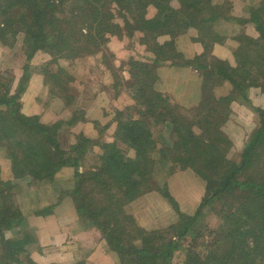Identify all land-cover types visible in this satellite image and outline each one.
<instances>
[{"label":"trees","instance_id":"1","mask_svg":"<svg viewBox=\"0 0 264 264\" xmlns=\"http://www.w3.org/2000/svg\"><path fill=\"white\" fill-rule=\"evenodd\" d=\"M90 1H72L78 8L76 13L72 11L73 26L80 25V22L84 24L89 22L88 32L92 40L90 41L100 46L103 41L97 37L96 30L102 28L101 32L104 29L114 32L113 27L117 24L103 18L104 12L100 3H104L105 0H95L96 4L92 6ZM115 2L119 4L125 2V7L127 6L130 13L127 18L131 16L134 18V0H115ZM204 2H207L205 6L201 0H180L181 10L173 9L168 3L158 2L155 3L158 12L154 17L148 19L143 11L139 17L133 19L140 24L134 27L143 33L140 41L146 44L153 55L150 62L143 64L136 62V66L131 71L132 78L134 76L132 86L139 85L135 88V92H132L135 99L134 106L145 108L139 111V117L132 114L126 116L124 112H119L121 117H119L120 121L116 130V140L113 142L99 144L101 141L98 138H91L81 133L77 142L72 143L68 149L63 148L57 139V133L64 125L71 124V121L64 122L63 119H59L46 124L39 120L38 115L24 113L22 111L23 102L18 99H21L27 87V83H24L25 78L20 85H17L19 87L18 90L16 89L17 92L0 93V150L4 149L11 159L15 177L25 176L23 174L30 171L34 172L39 181L50 180L60 170L74 167L79 181L73 191L62 192L61 196L71 193L72 197L73 194L77 202L78 213L85 219L81 221L85 222L89 219L93 227L102 232L111 248L118 251L121 261L124 260L125 264L127 262L128 264L131 262L134 264L156 262L172 264L175 251L183 246L182 239L189 237L191 233L200 237L196 230L197 225L201 229V234L207 233L203 238V244L207 245L209 250L206 256L208 261L199 251H192L185 246V249L189 251L183 264H222L225 256L223 254L219 256V254L225 252L226 256H231V262L223 264H238L244 259L247 260V264H257L259 260L264 259V163H261L264 158V152H261V150L264 151V109L256 108L259 116L258 127L250 134L240 160L227 161L226 153L232 147L233 142L220 130L221 125L227 119V98H224L222 108L214 109V112L211 111L210 114L205 113L211 116V120H208L205 115L200 120L196 117L200 116L197 115L198 113L203 114V109H201L203 105H206V112L211 110V104L216 98L213 100L209 97V101L208 99L207 101L202 100L201 107L194 108L197 113L189 121L191 127L186 129L179 125L184 114L170 110L168 98L155 87L158 68L168 60H171L170 63L176 64L177 67L190 65L197 68L208 76L209 82L214 80V83H221L223 79H227L232 84V94H235L237 90L241 94L244 93V85L248 78L252 80L259 77V79L264 78V62L257 61L253 55L256 52L260 55L262 52L251 50L250 46L252 44L264 47L261 43V40L264 41L263 10L261 12L252 10L251 12L261 35L257 39L248 38V43L243 40L240 42L234 50L235 59L238 61L236 66L231 64L230 60L212 55V50L209 48L211 46L207 41H204L206 47L202 54H195L192 58L185 59V51L179 50L174 42L167 41L161 45L151 39L150 36L155 31L171 35L172 38L185 31L198 14L204 13L203 7L212 8V0ZM24 5H26L28 19L23 25L20 17L26 14L21 13ZM65 6V0H0V43L7 46L12 39L16 40L18 35L23 33L24 51L30 56L39 50L55 54V51H51L55 46L60 50L68 46L70 50L72 46L73 49H81L82 47L73 45V39L77 40L76 43L82 41L79 40L76 30L69 34L72 28L70 22L67 23L66 20L64 25L57 23L56 27L52 24L55 21L53 12L61 19L60 14H64ZM72 9L73 7L69 11ZM51 16L52 18H49ZM218 16L213 15L207 20L210 22L218 20ZM47 20L49 25H44ZM202 22L204 23V20ZM125 23L127 26L134 24L128 20ZM111 26L113 27L110 29ZM13 35L17 37L14 38ZM62 52L66 51H60ZM28 66L25 65V67ZM26 71H29V67ZM259 79L253 80L254 84ZM153 117L156 118V123L170 121L174 127H172V134L175 142L172 145L175 146L173 149L166 147V150L168 155L173 152L171 154L173 159H179L177 162H172L171 170L194 169L205 181V195L194 215L181 214L178 223L167 228L155 229L151 232L140 228L139 231H133V233L129 231L126 237L124 236L125 224L129 220L132 222L131 226L134 227V221L130 219L125 206L145 193L147 188H150L149 183L154 181L153 154L156 140L153 138L154 133L150 126L153 124ZM162 117L163 120H161ZM195 124H203L199 127L202 128L201 133L195 131ZM209 127H212V130ZM117 140L129 143L131 148L128 151L135 150V155L130 156L127 154L128 151L124 152L117 145ZM91 141L99 144L96 148L100 150H91V154L99 155L102 165L100 164L97 170L80 171V166L87 156V143ZM101 148L107 149V152H102ZM182 150L190 156V160L183 161ZM162 154L167 156L165 149L162 150ZM196 155L197 158H194ZM199 160H202L200 166L197 163ZM9 183L10 180H3L0 177V245L2 244L3 249L0 264H30L33 263L32 260H27L29 258L27 256L25 257L27 261H25L23 253L29 246L36 244L37 238L35 232L26 230L27 225L24 222L27 216L10 198ZM154 184L156 186L154 189L161 192L162 196L180 212L178 201L171 194L168 184L165 182L162 187L156 182ZM228 193L237 194L238 197L229 204L228 209L218 210L213 201L222 200ZM45 209V211H53L54 206H47ZM40 212L44 211H38ZM5 228L12 231L13 236L6 238ZM135 233H139V236L133 239H142L141 243L126 248L127 243H133L127 239ZM209 235H215V237L210 239ZM127 255H132V257L128 259Z\"/></svg>","mask_w":264,"mask_h":264},{"label":"rangeland","instance_id":"2","mask_svg":"<svg viewBox=\"0 0 264 264\" xmlns=\"http://www.w3.org/2000/svg\"><path fill=\"white\" fill-rule=\"evenodd\" d=\"M72 1L75 0H65L66 6L63 12L64 14H60L61 19L53 12L55 21L52 24L56 27L57 23H62V25H64L66 20L67 23L70 22V27L72 28L69 34L76 30L79 34V40L82 41L76 43L77 40L73 39V45L82 47L81 49H73L72 46L70 50L68 46L60 50L59 47L55 46L51 50L55 51V54L39 50L35 52L34 55L30 56L24 51L23 33H20L18 37L16 35L17 38L13 35L16 40L12 39L11 43L7 46L0 43V93L6 91L11 93L16 91V89L18 90L19 87L17 85H20V82L25 78L24 83H27V87L24 89L21 99H18L23 102L22 111L37 109L40 113L42 112V114L38 115L39 120L46 124H51L59 120L56 116L59 114L58 111L61 106L62 108L64 107V111L60 116H65L68 111H74L75 114L72 118L66 120L60 118L64 122L71 121V124L64 125L60 132L57 133V139L60 145L62 147L64 146L63 148L66 149H68V143L75 140V142L78 141V137L82 135L79 133L81 130L90 132L92 127L93 132H91L96 134L94 138H98V140L101 141L99 144L113 142L116 140V130L120 121L119 117H121L120 111L124 112L126 116L128 114H132L135 117L140 116L139 111L145 107L134 106L135 99L133 98L134 93L132 92H135V88L139 87V85L136 84V87L132 86L134 76L132 78L131 71L132 68L136 66V62L142 64L150 62L153 55L146 44L140 41L143 33L140 29L134 27L140 24L133 21V19L137 16L139 17L143 11L148 19L154 17L158 12V7L155 3L158 2L168 3L175 10H181L182 7L180 0H134V18L133 16L127 18V15L130 13L127 6L125 7V2L119 4L115 2V0H105L104 3H100V7H103L101 8L104 12L103 18L108 21L116 22L117 26L110 27V29L112 27L114 28V32H108L107 29L101 32L102 28L96 30L97 37H99L100 41H103L100 46H96L91 43V35L88 32L90 30L88 27L89 22L85 24L80 22V25L73 26L72 11L76 13L78 8L76 7V3H72ZM94 1L95 0L90 1L91 6L96 4ZM201 1L205 6L207 2H204L205 0ZM211 6L212 8H210V6L203 7L204 13L202 15L198 14L195 19L196 21L194 20L185 31L178 33L176 37L172 38L171 35L155 31L151 34V39L161 45L167 41L174 42L179 50L185 51V59L192 58L191 51L195 44H200L201 46L199 45V47L203 50L206 47L204 46V41H207L209 46H211L209 48L212 50V55L220 59H230L233 65L236 66L238 61L235 59L234 50L238 47L240 42L243 40L245 43H248V38L257 39L261 35L260 31L256 28V23L253 20L251 12L252 10H258L260 12L263 10L262 18L264 19V0H212ZM72 7L73 9L69 11ZM23 12L26 14L20 17V21L24 25L28 19L26 5L22 7L21 13ZM216 14L217 16L219 14L218 20L211 22L207 20ZM49 18H52V16ZM79 20L81 21V19ZM127 20L130 23H134L133 26L128 24V27L127 23H125ZM202 20H204V23ZM44 25H49L48 20ZM261 43L264 44V41L261 40ZM250 46L251 50H259L262 52L260 55L257 54L258 52L253 55L257 61L264 62V47L262 48L252 44ZM63 50L66 52L60 53V51ZM170 61L171 60L165 61L159 66L157 71L158 79L155 83V87L157 91L162 92L164 96L168 98L170 110H176L184 114V117L182 116V119L179 121V125L186 129L191 127L189 126V121L192 120L193 116L197 113L194 108L199 107L202 100L208 99L209 101V97L211 99L213 98V100L216 98V100H214L215 102L211 104L212 109L208 110V112L205 111L206 105L202 106L201 109H203V114L198 113L197 115L200 116L196 117L199 118V120L204 117L205 113L210 114L211 111L214 112V109L219 110L222 108L224 106L222 102L224 98H227V119L221 125L220 130L229 136L233 142L232 147L226 153V160L239 161L245 147L244 142L246 140L244 141L243 139L246 134H248V130L242 128L243 126L246 127V124L242 123L243 118H238L234 114L230 115V105L236 100V102L241 105H248L251 107L254 113L256 112V108L264 109V78H256L259 79L258 82L256 81V84L253 82V80H256L255 78L253 80L248 78L246 81L247 83L244 85V93L242 94L239 90H237L235 94H232V90H230V94L216 97V95H222L225 91L227 93V88L230 85L232 86L227 79H223L224 81L221 83H214V80L209 82L208 76L205 73H201L197 68L186 65L185 67L188 68L182 70L180 67H177L176 64H171ZM26 64L27 66L29 65V71H26L28 68L25 67ZM32 82L34 83V88L31 87V91H29V86ZM250 82L253 83L250 84ZM204 96L205 98H203ZM209 114L205 116L208 120H211ZM88 116L90 118H88ZM255 117L257 121L254 127L257 128L259 116L256 115ZM161 120H163V117ZM231 120L237 122L239 126ZM152 121L153 124L150 126L154 133L153 138L156 140L153 154L155 160L154 181L149 183L150 188H147L145 193L125 206V210L129 214L130 219L134 221V227L131 226L132 222L129 220L126 222V233L124 234L126 237L129 235V231L133 233V231H139L140 228L148 232L155 229L167 228L172 224L178 223L181 214L194 215L205 195L204 189L198 190L192 183L193 181L189 182L186 179L189 176L188 173L182 174V172L186 170L196 173L194 169L188 168L185 170L177 168L175 169L176 171H172L170 168L172 162H177L179 159H173V155H171L173 152H170L168 155L166 150L167 148L173 149L175 146L174 144L172 145V143L175 142V137L172 134L173 125L171 122L167 121L164 123L162 121L161 123H156L155 117L152 118ZM228 121H230L231 126L227 125ZM201 126H203V124H195V131L201 133L202 128H199ZM209 128L211 129L212 127ZM237 130H241V132H237ZM207 137L208 135L206 138ZM29 139L32 138L29 137ZM206 141L210 140L206 139ZM94 142L95 141H91V143H87V156L85 157V162H82L83 164L80 166V171L84 169L85 171L88 169L97 170L99 165H102L99 155L91 154V150H100L96 148L99 144H94ZM117 145L123 149L124 152L131 148L129 143H125L122 140H117ZM163 149H165L167 156H163ZM102 152H107V149H102ZM261 152L264 151L261 150ZM127 154L134 156L135 150L130 149ZM182 155L183 161L190 160V156L185 153L184 150H182ZM194 158H197V155L196 157L194 156ZM5 159L9 160L11 163V159L5 153L4 149L0 150V163ZM201 161L202 160H199V162H197L199 166L201 165ZM261 163H264V158L261 160ZM260 166H262V164H260ZM11 169V178L7 179V181L10 180V198L15 201L16 206L27 216L24 222L27 225V231L34 232L35 230V232L38 233L40 229L36 228V225L33 224L34 219L46 216L50 213H54L58 216L61 227H66L74 220L81 221V219H84L81 217L80 213H78L77 202L73 194L72 197L71 193L61 196L62 192L64 193L67 191L69 193L73 191L76 183L79 181V177L75 174L74 167L60 170L54 178L44 181H39V178L35 177L34 172L32 173L30 171H26V173L23 174L25 176L15 177L12 165ZM2 176L4 175L0 170L1 179L6 180L2 178ZM201 179L203 178L201 177ZM154 182L161 187L165 182L168 184L171 194L178 201L180 212L162 196L161 192L154 189L156 187ZM231 193H228V195L224 194L225 196L222 200H214V206H216L218 210L223 209L224 211L228 209L229 204L234 202V199L238 197L237 194L231 195ZM195 204L197 205L196 208L194 207ZM189 205L194 207V211L188 212L183 209V207L186 209L189 208ZM47 206H54L53 211H45V207ZM40 210L44 212L38 213ZM83 224L87 230L93 227V223L89 219L83 222ZM196 230H198L200 237L198 238V235H193V233H191L189 237L182 239L183 246L175 251L172 264H183L189 251L185 249V246L189 247L192 251H199L202 257L208 261L206 256H208L209 250L207 245L203 244V238L206 237L207 233L201 234L199 225H197ZM4 233L6 238L13 236V232L8 228L4 229ZM137 235L139 236V233H135L130 236V239H127L128 241H132L133 243L131 244L133 245L127 243L126 248H131L136 245V243H141L142 239H133L137 238ZM169 236L170 234L168 237ZM39 237L41 239L51 238V234L48 233L45 236L39 234ZM208 237L213 239L212 237H215V235H209ZM38 244L39 243H37V245ZM32 246L33 245L29 246L23 253V258L28 256L29 258L27 260L30 259L33 262L30 264H36V259L32 256L38 255L39 246H36V244ZM1 247L2 244L0 245V256H2L1 250H3ZM108 247V249H110L109 251L104 253L101 252V255L92 256L91 260L87 262L80 261V263L74 264H96V262L97 264H125L124 260L121 261L118 251L112 249L109 244ZM111 251L113 253H111ZM225 253L219 254V256L222 254L225 256L222 262H231V256H226ZM129 257H132V255H127L128 259ZM64 259H66L65 254L63 255V260ZM27 260L25 258V261ZM244 263L247 264L246 259L238 264ZM52 264L56 263L54 262ZM61 264L71 263L64 262ZM130 264L134 263L131 262ZM152 264L160 263L156 262ZM257 264H264V259L259 260Z\"/></svg>","mask_w":264,"mask_h":264},{"label":"crops","instance_id":"3","mask_svg":"<svg viewBox=\"0 0 264 264\" xmlns=\"http://www.w3.org/2000/svg\"><path fill=\"white\" fill-rule=\"evenodd\" d=\"M199 45L200 44L198 43L194 45L191 51L192 56L195 54H201L204 51V49L202 50V48L199 47ZM231 64L233 63L231 62ZM187 68L188 67H184V68L180 67V69L182 70L187 69ZM29 87L30 89L29 88L28 89L29 91H31V87L34 88V83L32 82V84ZM230 90H233V87L231 85L227 88V93L225 91L223 94L221 93L222 95H216V97L228 95L231 93ZM61 108L62 106L59 107V111H58L59 114L56 116L57 119H60V118L68 119L74 115V111H68V113L65 114V116H60V114L63 113L64 111V107L62 109ZM230 109H231L230 115L234 114L238 118H243L242 123L246 124V127L245 126L242 127L248 130V134H246V136L243 139L244 141L246 140L244 142V144H246L250 134L256 129L254 127V124L256 126L257 119L255 116L257 115V113L256 112L254 113L252 111V108L249 107L248 105H241L240 103L236 102V100L232 102V105H230ZM24 113L28 115L42 114V112L40 113V111H38L37 109L36 110L30 109V111L24 110ZM88 118L90 117L88 116ZM232 122H235V121L233 120ZM235 123L238 125L237 122ZM227 125L231 126L230 121L227 122ZM91 131L93 132V127ZM91 131L87 132L86 130H81V132L79 133L84 132V134L87 135L88 137L94 138L96 134L92 133ZM237 132H241V130H237ZM75 138H76V135H75ZM75 141H71L70 143H68V147L72 143H75ZM0 164H1L0 170L2 171V174L4 175L2 176V178L6 180L11 178L12 169H11L10 161L5 159ZM186 173H188L189 175L188 178H186L189 182L193 181L192 183L198 188V190H202V189L205 190L206 184H205V181L201 179V177H199L196 173H192L187 170L182 172V174H186ZM162 202H163V199H162ZM196 206L197 205L195 204L194 207L196 208ZM194 207L190 206L187 209L183 207V209L185 211L192 212L194 211ZM60 223L61 222L59 221L58 216L54 213H50L46 216L37 217L34 219L33 224L36 225V228L40 229L38 233H36L34 230L35 236L37 238L36 246H39L38 248L39 250L37 252L38 255L32 256L34 259L38 260V261L35 260L36 264H38V262L39 264H52L54 262L56 264H61L64 262L74 264L78 262L80 263V261L87 262L92 259L91 258L92 256L99 255V254L101 255L102 254L101 252L104 253L110 250L108 249L109 248L108 243L106 239L103 237L102 232L99 230H96V227H91V229L87 230L83 222L77 221V220L76 221L74 220L72 223L68 224L66 227H61ZM48 233L51 234V238L41 239L39 237V234L45 236ZM37 243L39 244L37 245ZM111 253L113 252L111 251ZM64 254L66 255V259L63 260Z\"/></svg>","mask_w":264,"mask_h":264}]
</instances>
